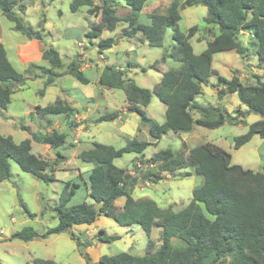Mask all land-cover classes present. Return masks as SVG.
I'll use <instances>...</instances> for the list:
<instances>
[{"label": "trees", "instance_id": "16d2710c", "mask_svg": "<svg viewBox=\"0 0 264 264\" xmlns=\"http://www.w3.org/2000/svg\"><path fill=\"white\" fill-rule=\"evenodd\" d=\"M146 2L147 0H100L99 4H94L93 0H72L70 3L72 12L87 6V13L100 15L99 22L85 33L89 39L99 38L96 43L99 53L116 43L113 37L100 36L104 31L115 30L120 21L126 23L120 38H132L139 33L150 46H162L164 29H171L172 50L170 53L165 52L157 60L164 62L167 58H172L178 65L161 71L160 80L152 90L139 86L134 79L127 77L125 68L111 64L103 66L98 84L108 89H121L128 104L126 111L135 113L141 123L148 126L151 139L157 140L167 131L189 132L193 125L214 129L225 122L240 123L234 115L219 106L200 105L195 101V97L202 93V86L208 85L210 77L215 75L217 80L211 85L216 88L218 96L236 93L240 103L249 112L261 116L248 124L243 134L234 137L233 148H240L253 135L264 137V80L261 76L253 73L256 82L244 84L239 79L238 70H232L230 79H226L212 68L213 55L217 52L234 51L241 58L249 54L251 47L240 39L245 31L250 37L252 54L257 58V67L264 68V0H169L165 13H151L148 15L149 23H141L138 19ZM121 3L129 9L125 15L117 13ZM197 4L206 7L203 18L206 26L203 29L207 27L208 32L213 34V39L207 41L202 51L194 53L190 38L200 28L195 24L188 28L187 33H182L178 21L181 18L180 11ZM15 6L18 11L25 10V5L19 0H0V11L13 23L15 31L29 39L41 40L45 18L39 23V29H34L14 10ZM42 58L48 62V67L31 63L24 72H19L8 60L5 47L0 42V114L7 109L15 87L23 85L28 79L27 75L45 78L43 88L39 90L41 95L62 75L56 71L63 67L56 49L46 48L42 52ZM157 60L149 67H156ZM65 73L82 84L89 82L79 61L72 60L68 63ZM152 93L165 105L164 120L161 123L149 117L145 111ZM194 112L198 113V117L193 116ZM32 113L40 118L63 115L68 127L78 125L73 121L76 108L63 98H56L45 106L37 105L28 115L32 116ZM120 116V111H108L92 122L114 121ZM21 127L29 132L30 138L15 142L10 135L0 133V182L12 175L11 159L22 171L43 181L56 180L55 166L65 156L56 152L52 160L42 158L31 152V142L56 149L65 144L67 132L56 129L49 132L31 131L28 126ZM146 146V141L136 139L129 140L119 148L92 141L89 148L78 152L77 158L91 164L88 171V196L93 203L81 201L69 205L79 184L66 181L55 207L57 224L47 228L42 234L32 227H23L13 232L10 238L29 241L35 237L45 238L50 234L66 232L75 241L85 264H222L226 257L227 264H264V166L260 171H254L233 164L228 151L210 142L191 148L182 142L178 150H158L147 159L151 168L148 167L145 171L133 173L114 164V160L123 154L141 153ZM187 167L200 175L202 182L192 189L191 199L181 209L160 207L151 198L133 197L132 190L139 181L156 182L163 178L162 173L185 176L189 172H183L182 175L180 170ZM121 197L124 202L121 207H117L115 200ZM100 215L113 218L121 226L137 224L147 236L153 228H159L157 247L150 251L152 243L149 240L148 250L142 255L123 251L101 255L97 262H92L85 251L91 242L74 233L72 227L90 225ZM100 231L102 235H98V240L109 242L120 238L119 235H107L103 230ZM32 263L57 264L50 258H33Z\"/></svg>", "mask_w": 264, "mask_h": 264}, {"label": "rangeland", "instance_id": "374dc122", "mask_svg": "<svg viewBox=\"0 0 264 264\" xmlns=\"http://www.w3.org/2000/svg\"><path fill=\"white\" fill-rule=\"evenodd\" d=\"M19 2L25 5V10L18 11L17 6L14 10L22 16L25 23L30 24L34 29H39V23L45 18L43 37L41 40L29 39L15 31L13 23L0 11V42L5 47L9 61L19 72H24L31 63L48 67V62L42 58V52L48 47H53L58 51L63 62V67L56 70L62 75L56 78L54 84L47 87L42 95L39 94V90L43 88L45 78L34 77L32 74L27 75L28 79L25 83L15 87L6 111L0 115V133L10 135L15 142H19L30 138L29 132L21 127L24 125L28 126L31 131L64 130L67 136L65 144L56 149L45 144L31 142V152L42 158L52 160L56 152L65 156L55 166L56 180L54 181H43L31 173L22 171L14 160L9 161L12 175L9 179L0 182L1 264H33V258H50L58 264H85L75 241L66 232L50 234L45 238L37 237L30 241L11 239L10 236L23 227H32L42 234L47 228L55 226L58 222L55 207L58 205L59 194L66 181L80 185L75 189L69 205L81 201L93 203V200L86 194L84 184V181L88 184V171L91 164L77 158L78 152L89 148L92 141L110 144L115 148L123 146L131 139L146 141L147 146L141 153H125L114 160L116 166L127 168L133 173L139 170L145 171L150 167L151 164L147 162V159L156 151L165 148L178 150L182 142H185L189 148L210 142L228 151L232 156L233 164L254 171H260L264 166V137L253 135L238 149L233 148L234 140L231 141V138L234 139L243 134L248 124L260 119L261 116L255 112H249L247 107L240 103L236 93L218 96L216 88L211 85L217 80L215 75L210 77L212 83L210 81L208 85L202 86V93L195 97V101L200 105L219 106L234 115L236 121L240 123L225 122L214 129L193 125L189 132L167 131L158 140L151 139L148 130L145 129L148 126L141 123L135 113L126 111L128 104L121 89H108L98 84V76L103 66L111 64L127 68V77L134 79L139 86L152 90L160 80L161 71L178 65V62L172 58H167L164 62L157 60L162 54L170 53L172 50L173 41L170 28L166 27L163 31L162 46H150L140 34L132 38H120L122 29L126 28V23L120 21L115 30L104 31L100 36V38L113 37L117 41L109 50L103 51L104 55L100 57L96 47L99 38L89 39L85 36L90 27L99 22L100 15L87 13V6L72 12L70 10L72 0H19ZM93 3L99 4L100 0H93ZM153 3H157L159 13L162 14L169 0H147L138 21L149 23V14L146 13L151 11L149 5ZM121 6L125 7L123 3ZM117 13L125 15L122 8H119ZM205 14L206 7L202 4L186 7L180 11L181 18L178 21V27L182 33H187L188 28L195 24L200 28L190 38L194 53H199L206 47L205 36L212 37L213 35L203 29ZM240 39L251 47L249 54L241 58L234 51L217 52L213 55L212 67L226 79H230L232 68L239 69L238 76L244 84L256 82L253 72L247 71L254 68L255 72H262V75L258 76L264 80V68L260 69L256 65L257 58L252 54L250 37L246 31L240 35ZM72 60L79 61L80 66L84 68L83 72L89 80L87 84H82L73 76L65 73L67 64ZM155 60H157L156 67L150 68L149 65ZM59 97L71 99V105L73 104L78 112L76 118H73V121L78 123L77 126L68 127L63 115H49L47 117L49 123L34 113L32 116L28 115L29 110L33 111L35 106H45ZM113 110L121 112L120 120L92 122L102 113ZM124 111L125 114H123ZM145 111L158 123L164 120L165 105L154 93ZM193 116L198 117V113L194 112ZM136 127L142 129L143 132L139 134ZM77 169L84 170L81 176L76 173ZM152 169L155 170V167ZM180 171L182 175L186 171L189 174L171 176L165 173L163 178L156 182L148 181L146 184V182L139 181L132 190L133 197H147L162 207L170 205L175 210L181 209L191 199L192 189L202 182V177L194 173L190 167ZM166 174L170 175L169 178ZM95 207H97L96 204ZM96 224L103 228L105 234H116L120 238L101 242L99 247L92 245V250L89 251L92 259H95L97 255H113L123 251L133 255H142L148 250L149 239L154 244L157 243L156 240H159L157 227L153 228L147 236L137 224L121 226L113 218L103 215L97 218ZM86 229L90 230V225L76 226L74 232L81 235L79 231L83 232ZM157 245L158 243L154 247L151 246L150 251H154ZM227 260L228 257L222 264H227Z\"/></svg>", "mask_w": 264, "mask_h": 264}, {"label": "crops", "instance_id": "0c3cea01", "mask_svg": "<svg viewBox=\"0 0 264 264\" xmlns=\"http://www.w3.org/2000/svg\"><path fill=\"white\" fill-rule=\"evenodd\" d=\"M157 3H153V4H151V5H149V9L151 10L150 12H148V13H146V14H151V13H154V12H157V13H159V9H158V7L159 6H157L156 5ZM119 8H122L123 9V11L125 12V14H127L128 13V11H129V9L128 8H126V7H123V6H119ZM166 8H167V4L165 5V8H164V13L166 12ZM144 9V8H143ZM143 9L141 10V12L140 13H142V11H143ZM140 16V15H139ZM204 26H206V25H204ZM199 31V30H198ZM197 31V32H198ZM205 31L207 32V33H209L208 32V28L206 27L205 28ZM196 32V33H197ZM137 35H139V33H137L136 35H135V37L137 36ZM211 39H213V36L212 37H208V36H205V41H206V43H207V41L208 40H211ZM199 41V40H198ZM117 42V41H116ZM193 48V47H192ZM205 48V47H204ZM110 49V48H109ZM109 49H107V50H109ZM203 50V49H202ZM201 50V51H202ZM105 51V50H104ZM104 52H102V53H99L100 54V57H103V54ZM6 55H7V53H6ZM8 58V57H7ZM9 60V59H8ZM25 62H27L26 60H25ZM11 63V62H10ZM12 64V63H11ZM117 66V65H116ZM117 67H120V68H123V67H121V66H117ZM252 67V66H251ZM213 68V67H212ZM81 69L82 70H84V68L83 67H81ZM126 70H127V68H125ZM215 69V68H214ZM234 69H236V70H239V69H237V68H232L231 70H234ZM215 70H217V69H215ZM231 70H229L230 72H231ZM248 72H253V73H255V74H257V75H262V72H255L254 71V68H250L249 70H247ZM262 71V70H261ZM127 72H128V70H127ZM217 72H218V70H217ZM219 73V72H218ZM127 74V73H126ZM211 81V83H212V80H210ZM50 87V86H49ZM228 94V93H227ZM227 94H225V95H227ZM59 98H63V97H59ZM67 101H69V102H71L70 100L71 99H69V98H67V97H64ZM72 106H73V104H72ZM73 107H75V106H73ZM146 108V107H145ZM6 111V110H5ZM31 110H29V112H30ZM126 112L124 111L123 112V114H125ZM1 114H3V113H1ZM0 114V115H1ZM78 115V112H76L75 113V115H74V117L76 118V116ZM48 117V116H47ZM42 118V119H45L46 121L48 120V118ZM121 117H122V115L118 118V119H116V120H120L121 119ZM163 122V121H162ZM48 123V122H47ZM161 123V122H160ZM81 127V126H80ZM78 128V127H77ZM137 128V127H136ZM138 129V131H139V134L140 133H142L143 132V130L142 129H139V128H137ZM145 129H147L148 130V127H145ZM88 130H89V127H88ZM192 130V129H191ZM4 135V134H3ZM158 140V139H157ZM40 154V153H39ZM61 170H64V169H61ZM83 171L84 170H82V169H77L76 170V173L78 174V176H81V174L83 173ZM163 175H165V173H162V176ZM169 176L170 175H168V174H166V177L167 178H169ZM146 182V184H148V181H145ZM84 184H85V188H86V194H88V184L84 181ZM80 186V185H79ZM139 198H142V197H139ZM123 202H124V198L123 197H121V198H118V199H116L115 200V205L117 206V207H121L122 206V204H123ZM156 202V201H155ZM157 203V202H156ZM158 204V203H157ZM159 205V204H158ZM160 206V205H159ZM168 206H170V205H168ZM160 207H162V206H160ZM167 207V206H166ZM184 207V206H183ZM175 210V209H174ZM96 222H97V219H96V221L95 222H93L92 224H90V227H91V229L89 230V229H86V230H84L83 232L80 230L79 232L81 233V235L80 236H83L84 238H86L87 240H89L90 242H91V245L90 246H88L86 249H85V251L89 254V251H91L92 250V248H91V246L93 245V246H95V247H99L100 246V243L101 242H104V241H102V240H98L97 238H98V235H102V233H100L101 231L100 230H103V228L101 227V226H98L97 224H96ZM82 225H85V224H82ZM76 226H80V225H75V226H73L72 227V230L74 231L75 230V228H76ZM158 229V234H159V228H157ZM152 231V230H151ZM103 232H104V230H103ZM75 233V232H74ZM79 234V233H78ZM104 234H105V232H104ZM82 237V238H83ZM35 238H37V237H35ZM34 239V238H33ZM149 240H151V239H149ZM30 241V240H29ZM157 241V243H159V240H156ZM157 243H155L154 244V242L152 243V247H154V246H156V244ZM101 255H97V257L95 258V259H92L91 258V260H92V262H97L98 260H99V257H100ZM54 260V259H53ZM55 261V260H54ZM56 262V261H55ZM57 263V262H56ZM84 263H85V261H84ZM58 264V263H57Z\"/></svg>", "mask_w": 264, "mask_h": 264}, {"label": "water", "instance_id": "95a60500", "mask_svg": "<svg viewBox=\"0 0 264 264\" xmlns=\"http://www.w3.org/2000/svg\"><path fill=\"white\" fill-rule=\"evenodd\" d=\"M234 139L233 138H231V141H233Z\"/></svg>", "mask_w": 264, "mask_h": 264}, {"label": "built area", "instance_id": "2783aa9c", "mask_svg": "<svg viewBox=\"0 0 264 264\" xmlns=\"http://www.w3.org/2000/svg\"><path fill=\"white\" fill-rule=\"evenodd\" d=\"M1 232H2V230H1Z\"/></svg>", "mask_w": 264, "mask_h": 264}]
</instances>
